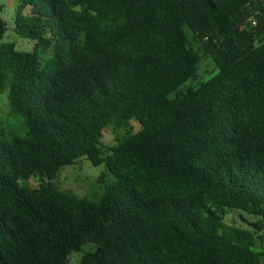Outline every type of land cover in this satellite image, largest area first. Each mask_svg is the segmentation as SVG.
Segmentation results:
<instances>
[{"label":"trees","instance_id":"16d2710c","mask_svg":"<svg viewBox=\"0 0 264 264\" xmlns=\"http://www.w3.org/2000/svg\"><path fill=\"white\" fill-rule=\"evenodd\" d=\"M15 25L34 45L0 46L22 120L0 118V264H70L88 244L81 264H264L261 221H225L264 220V0H19ZM84 157L106 167L98 196L55 182Z\"/></svg>","mask_w":264,"mask_h":264},{"label":"rangeland","instance_id":"374dc122","mask_svg":"<svg viewBox=\"0 0 264 264\" xmlns=\"http://www.w3.org/2000/svg\"><path fill=\"white\" fill-rule=\"evenodd\" d=\"M19 0H0V17L6 23L7 32L0 38V46L5 43H15L20 50H31L34 42L19 36L16 32L15 16L16 7ZM216 66L211 58L207 57L202 62L199 69L200 80L206 81L216 73ZM0 118L4 121L7 127L22 134V120L12 118L8 106V100L5 95L0 94ZM141 126L133 121L129 126L123 128L109 127L104 132L102 143L109 147L121 141L132 134L139 131ZM106 171L105 165L94 166L86 157L81 158L76 164L66 166L61 171L59 177L55 181L58 187L64 191H71L81 197H94L101 194V185L99 178ZM108 181H112L108 177ZM43 182L38 178H33L28 181L30 188H38ZM225 221L228 224L242 228L253 229V224L261 221L264 225V220L250 216L247 213L239 211L226 212ZM264 237V231L261 234ZM95 246L88 244L78 253H73L70 256V264H81L84 254L95 251ZM257 249L264 251V241L257 243Z\"/></svg>","mask_w":264,"mask_h":264}]
</instances>
